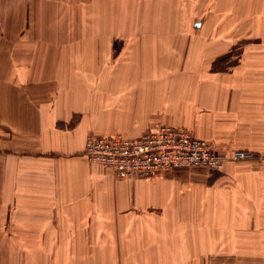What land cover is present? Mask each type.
<instances>
[{"label":"crops","instance_id":"0c3cea01","mask_svg":"<svg viewBox=\"0 0 264 264\" xmlns=\"http://www.w3.org/2000/svg\"><path fill=\"white\" fill-rule=\"evenodd\" d=\"M121 14L0 0V264H264V66L149 33L117 56ZM157 123L254 157L117 178L84 155L90 134Z\"/></svg>","mask_w":264,"mask_h":264},{"label":"rangeland","instance_id":"374dc122","mask_svg":"<svg viewBox=\"0 0 264 264\" xmlns=\"http://www.w3.org/2000/svg\"><path fill=\"white\" fill-rule=\"evenodd\" d=\"M121 18L129 30L121 43L118 39L117 56L129 54L126 45L149 33L166 40L172 56L182 49L178 42L196 44L193 48L210 56L218 70L238 69L242 55L252 56L254 66H264V0H122ZM141 28L153 30L137 31ZM258 257L250 258L257 262Z\"/></svg>","mask_w":264,"mask_h":264},{"label":"built area","instance_id":"2783aa9c","mask_svg":"<svg viewBox=\"0 0 264 264\" xmlns=\"http://www.w3.org/2000/svg\"><path fill=\"white\" fill-rule=\"evenodd\" d=\"M84 155L109 168L117 178H148L175 168L218 171L226 162L254 157L251 151L223 149L188 129L165 123H157L134 139L120 132L90 134L85 140Z\"/></svg>","mask_w":264,"mask_h":264}]
</instances>
